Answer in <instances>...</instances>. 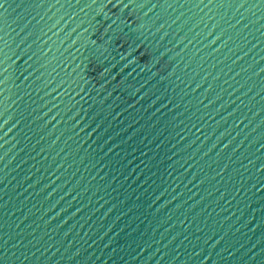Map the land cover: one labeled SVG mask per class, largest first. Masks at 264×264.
<instances>
[{
	"label": "water",
	"instance_id": "obj_1",
	"mask_svg": "<svg viewBox=\"0 0 264 264\" xmlns=\"http://www.w3.org/2000/svg\"><path fill=\"white\" fill-rule=\"evenodd\" d=\"M0 264H264V0H0Z\"/></svg>",
	"mask_w": 264,
	"mask_h": 264
}]
</instances>
